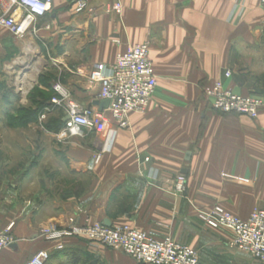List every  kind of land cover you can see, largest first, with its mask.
<instances>
[{
	"label": "crops",
	"instance_id": "1",
	"mask_svg": "<svg viewBox=\"0 0 264 264\" xmlns=\"http://www.w3.org/2000/svg\"><path fill=\"white\" fill-rule=\"evenodd\" d=\"M87 1L78 12L74 0H54L24 38L0 25L2 67L8 68L10 40H22L21 67L38 58L36 85L53 93L51 100L60 83L78 106L106 111L112 123L105 137L89 127L81 135L64 133L65 127L48 134L47 154L57 172L92 177L85 193L55 192L49 179L35 176L39 164L30 173L0 165V230L14 222V242L0 252V264H26L43 249L51 252L50 264H143L82 237L41 236L45 226L67 227L71 218L171 236L198 250L206 264H220L217 254L225 264H250L232 247L233 232L208 226L198 212L221 205L247 218L254 208L264 209V104L257 118L223 114L204 93L222 80L264 103L261 0ZM7 9L0 0V15ZM144 41L150 42L158 86L146 111L132 112L129 126L121 128L88 75L97 63L111 65L118 53ZM21 78L20 85L29 80ZM50 103V116L62 111L65 126L66 106Z\"/></svg>",
	"mask_w": 264,
	"mask_h": 264
},
{
	"label": "built area",
	"instance_id": "2",
	"mask_svg": "<svg viewBox=\"0 0 264 264\" xmlns=\"http://www.w3.org/2000/svg\"><path fill=\"white\" fill-rule=\"evenodd\" d=\"M7 11L0 15V25L13 35L24 37L38 18L47 15L54 0H4ZM264 5V0H261ZM76 10L88 8L87 0H74ZM116 9L121 5L117 3ZM226 77L231 72L225 73ZM92 84L99 85V96L110 101L107 110L118 127L129 126L132 112H144L149 106L158 86V75L150 58V42L144 41L128 46L117 54L114 63H97L88 75ZM57 93L52 98L56 106H66L65 132L81 135L83 127L95 129L105 137L112 130V123L106 111H92L82 108L73 101L60 83L53 85ZM205 98L212 107L223 114H238L257 118L263 106L260 96L241 94L226 87L217 80L204 90ZM100 159L97 156L96 161ZM183 180V178H180ZM184 181V180H183ZM183 190V182L178 185ZM201 221L212 228H225L233 232L231 243L240 251L253 258V264H264V209L254 208L249 217L241 218L221 205L198 212ZM14 222L0 230V252L14 242ZM41 236L48 241L65 237H83L92 242L111 248L121 249L128 256L145 264H204L198 251L191 245L176 241L171 236L155 238L146 231L134 228L127 223L106 225L104 222L79 223L70 219V225L59 227L51 224L41 230ZM63 246L58 245L57 249ZM51 252L43 249L35 253L27 264H45Z\"/></svg>",
	"mask_w": 264,
	"mask_h": 264
},
{
	"label": "rangeland",
	"instance_id": "3",
	"mask_svg": "<svg viewBox=\"0 0 264 264\" xmlns=\"http://www.w3.org/2000/svg\"><path fill=\"white\" fill-rule=\"evenodd\" d=\"M21 43L22 40L18 41L11 39L8 68L5 69L4 65L2 67L0 64V165L8 166L12 169L24 166L27 172L30 173L32 171V168L37 167V165L39 164L40 170L38 171V169H36L37 173L35 176H40L41 178L45 177L46 179H49L52 183L51 189L55 192L59 190L65 191L67 189H72L74 193H85L89 190L92 184V177L90 175L80 176L76 174H72L71 176V174H63L62 171L61 173L57 172V161L50 158L47 154L48 143L50 140L48 134H58V132L65 127L64 125L57 126L56 122L51 121L53 119L61 118L63 113L62 111H57L53 116H50V110H53L51 109L52 106L51 108L46 107L41 111V113L35 120H24L23 122H19L18 120H16L10 124L11 120L15 119L16 116H20L22 114L26 116V113L29 112L28 109L36 107V104L33 103L34 98L35 100L45 99V101H47L53 94L50 93L45 86L36 85V82H38L39 78L38 76L40 74L39 72H41V67H34V64L38 60V58L30 62L23 68L21 67L22 63L20 62V59L24 58V56H21L18 59L20 48L22 50ZM32 56L38 57L36 53ZM50 74H53V71L50 72ZM22 75H27L29 79L28 81L24 82L25 85H20V79H22ZM53 78L54 74L51 75L50 80H53ZM40 91H43V93H45V96L39 95ZM7 95H9V99ZM20 108H24V112L18 111V109ZM68 177H72V179H69ZM103 246L107 247L111 251L127 255L121 249L111 248L105 245ZM233 248L237 249L236 247ZM239 252L246 254L240 250ZM246 255H248V257L250 258V264H253V258L249 254ZM216 257V261L218 263L225 264L224 260L220 258L222 256H219V254H217ZM232 257L235 260L236 257ZM199 258H201L200 255ZM50 259L51 257L45 264H50L52 262V260ZM83 262L84 263L82 264H91L92 260L86 259ZM137 262L142 263L140 261ZM228 262L226 264H230ZM233 263H235V261Z\"/></svg>",
	"mask_w": 264,
	"mask_h": 264
},
{
	"label": "trees",
	"instance_id": "4",
	"mask_svg": "<svg viewBox=\"0 0 264 264\" xmlns=\"http://www.w3.org/2000/svg\"><path fill=\"white\" fill-rule=\"evenodd\" d=\"M9 95H7L8 99H9ZM39 95L45 96V93H43V91H40ZM49 99H50V101L49 100L45 101V99H36L35 100V98H34L33 103L36 104V107H34L32 109H28L29 112L26 113V116L24 114H22L20 116L19 115L16 116L15 119L11 120L10 124L16 120H18L19 122H23L24 120L25 121L35 120L38 117V115L41 113L42 110H44L46 107H50V105H51L50 102H52L51 97ZM24 110H25L24 108L18 109V111H23V112H24ZM62 117H63V115L61 116V118L53 119L52 121L56 122L57 126H62L63 125L62 124Z\"/></svg>",
	"mask_w": 264,
	"mask_h": 264
},
{
	"label": "water",
	"instance_id": "5",
	"mask_svg": "<svg viewBox=\"0 0 264 264\" xmlns=\"http://www.w3.org/2000/svg\"><path fill=\"white\" fill-rule=\"evenodd\" d=\"M109 103H110V101L108 100V99H104L103 101H102V105L103 106H106V107H108L109 106ZM67 118H69V117H67ZM190 155V153H188V156ZM189 158V157H188ZM106 225H112V223L109 221V220H105V222H104Z\"/></svg>",
	"mask_w": 264,
	"mask_h": 264
}]
</instances>
